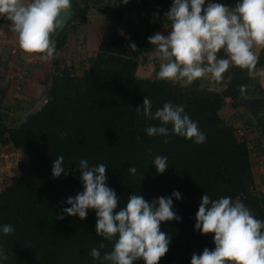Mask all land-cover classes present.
<instances>
[{
    "label": "trees",
    "instance_id": "1",
    "mask_svg": "<svg viewBox=\"0 0 264 264\" xmlns=\"http://www.w3.org/2000/svg\"><path fill=\"white\" fill-rule=\"evenodd\" d=\"M172 2L128 0L129 7L125 9L109 4L97 54L87 59L84 66L82 62L61 66L58 59H53L46 100L39 110L27 115L19 125L4 130L7 107H2L0 138L5 134L12 147L21 152V159L17 179L0 192V226L11 224L14 228L9 236L0 231V245L7 257L0 264H101L91 257V250L101 243L106 245L101 255L112 250L118 237L106 241L96 235L95 210H88L84 220L67 215L63 220L56 219L62 209L69 207L66 200L83 191L78 171L82 159L90 167L100 163L108 167L107 185L120 201L117 211L126 205L131 194H140L150 203L169 197L174 191L181 194V199H173V211L180 221L160 225V230L170 237V244L159 264H190L193 253L214 249L211 234L194 230L205 193L213 200L227 196L234 201L239 197L257 219L264 221V193L255 191L250 148L247 140L237 137V129L242 128H235L219 116L226 100L232 102L233 108H248L241 97H264L257 78H250L247 70L230 66L221 90L201 87V80L180 87L179 82L156 78L159 60L151 77L137 76L140 57L155 49L148 37L171 26L163 16ZM212 2L231 8L240 0ZM71 3L76 6L77 20L70 24L68 32L86 22L90 9L89 0ZM68 32L54 40L56 53L64 49ZM132 43L136 51L129 49ZM218 57L227 58L223 51ZM258 57L256 71L264 67V49H260ZM242 85H248L244 92ZM145 96L152 101L153 111L166 102L183 105L205 134V142L195 144L173 135L170 143H164L165 137H148L145 129L159 126V122L145 119L135 111ZM262 118L258 122L263 127ZM155 155L168 158L169 167L163 174H157L152 165ZM59 156L64 157L67 174L53 178L52 164ZM130 166L137 168L136 175L128 172Z\"/></svg>",
    "mask_w": 264,
    "mask_h": 264
},
{
    "label": "clouds",
    "instance_id": "2",
    "mask_svg": "<svg viewBox=\"0 0 264 264\" xmlns=\"http://www.w3.org/2000/svg\"><path fill=\"white\" fill-rule=\"evenodd\" d=\"M127 4L128 0H122ZM173 0L163 18L171 23L168 35L160 32L148 37L155 47L153 57L159 60L158 80L186 84L209 76L222 82L230 66L247 70L250 78L257 76L259 57L256 49H264V0H240L234 7L212 0ZM71 0H0V17L11 22L17 34L20 49L41 61L55 58L54 34L72 16ZM5 35L0 30V36ZM129 49L136 51L134 43ZM223 51L227 58H219ZM248 85L241 86L244 92ZM135 111L145 119L158 121L159 126L145 129L148 137L180 136L195 144L206 140L198 123L185 112L183 105L171 102L153 111L152 101L143 98L142 106ZM171 126V127H169ZM149 151H151L149 149ZM83 191L66 200V207L57 220L65 215L87 218L88 210L96 213V235L106 241L115 239L111 251L103 252L104 243L94 247L90 255L101 264H159L169 250L170 237L160 230L163 222L180 221L173 211V199H181L174 191L169 197H159L151 203L142 195L131 194L124 207L115 190L108 187L105 164L90 167L87 160L78 163ZM157 174L169 167L166 156L155 155L152 161ZM130 166L128 172L137 174ZM64 157H57L52 164V177L66 175ZM143 178V176H142ZM141 178V179H142ZM194 230L202 235L213 236V250L205 248L202 254H192L190 264H264V221L257 219L249 208L237 197L211 199L206 193L201 197L195 216ZM5 236L13 234L11 224L0 226ZM7 259L0 245V260Z\"/></svg>",
    "mask_w": 264,
    "mask_h": 264
},
{
    "label": "crops",
    "instance_id": "3",
    "mask_svg": "<svg viewBox=\"0 0 264 264\" xmlns=\"http://www.w3.org/2000/svg\"><path fill=\"white\" fill-rule=\"evenodd\" d=\"M76 1L78 2L79 0ZM108 2L110 6L112 5L120 9L129 7L128 3L124 4L122 0H108ZM89 6L90 9L86 14L85 23L73 27L68 32L70 24L74 19L77 20V18L71 16L53 36L55 40L62 32H68L64 49L58 51L54 58L60 61L61 66H69L71 63L78 65L79 62H82L81 65L84 66L87 59L96 55L100 48L108 19L106 16V8L95 6L93 0H89ZM0 30H3L5 33V35L0 36V114L3 111L2 107H7L5 112L7 115L4 117V130H7L8 128L19 125L25 120L27 115L39 110L45 103L46 87L53 71V59L45 62L37 57L25 54L19 47L17 34L11 29V22H8L4 17H0ZM168 30L170 28L161 29L159 32L168 35ZM255 51L258 55L260 49L257 48ZM153 52L140 57L137 69V76L139 78H146L152 75L154 66L158 61V59L153 57ZM225 73L222 82L218 83L212 80L215 83L213 87L218 90L224 88L228 80V76ZM257 73V82L264 89V67L257 69ZM200 80L201 87L207 84L204 78ZM182 82L185 85H190L186 84L183 80ZM18 87L21 89L19 92L16 91L19 89ZM248 108L244 106L233 108L232 102L226 100L224 107L219 111V116L235 128L238 127V124L243 125L244 127L239 126V128L246 130L247 133V128L253 129L252 123L255 122V117H264V110ZM250 109H253L256 115ZM253 137L254 134L251 135V138L248 137L250 139H247V143L252 144L251 140ZM0 140L12 146L5 134ZM249 143L248 146H250ZM255 167L253 168L252 166V172L255 184L257 185L260 179L264 178L263 160L259 162L260 168ZM255 170H258L257 172H260V174L255 173Z\"/></svg>",
    "mask_w": 264,
    "mask_h": 264
},
{
    "label": "rangeland",
    "instance_id": "4",
    "mask_svg": "<svg viewBox=\"0 0 264 264\" xmlns=\"http://www.w3.org/2000/svg\"><path fill=\"white\" fill-rule=\"evenodd\" d=\"M93 3L97 7L107 8V6H109L108 0H93ZM72 6H73L72 7V12H73L72 17H74V15H76V11H75L74 7H76V6L75 5H72ZM204 6L205 7L207 6V0H206V4ZM127 17L128 16H126V18ZM123 35L125 37L128 36L127 32H123ZM143 75H145V74H143ZM148 77H151V75ZM204 79H205L204 81L207 83L206 86L208 88L210 86L213 87V85L215 84L214 82H212L213 79L210 77V75L204 77ZM179 84H180V87L190 86V85H185L182 82V80L179 81ZM262 123L264 125V120ZM239 126L244 127L243 125L238 124V128H239ZM252 127H253L252 130L247 128V133H246V130L241 129L244 134L241 137L238 134L237 137L239 139L243 138V139L247 140L248 137L251 138V135L254 134V137L251 140L252 144L249 142L248 143L250 145L249 148H250V156H251L252 165H253V168H256L255 166L259 167L260 160H263V165H264V131H263L264 126L263 127H262V125L260 126V122H258V118L255 117V122L252 123ZM20 159H21V152L19 150H15L12 146L4 143L3 140H0V192L3 191L4 189H6L8 186H10L17 179L18 174H19L18 173V164H19ZM257 171L258 170H255V173L260 174V172H257ZM263 174H264V172H263ZM263 177H264V175H263ZM255 191H256V193H260V194L264 193L263 192L264 191V178L260 179L258 184L255 186Z\"/></svg>",
    "mask_w": 264,
    "mask_h": 264
},
{
    "label": "water",
    "instance_id": "5",
    "mask_svg": "<svg viewBox=\"0 0 264 264\" xmlns=\"http://www.w3.org/2000/svg\"><path fill=\"white\" fill-rule=\"evenodd\" d=\"M242 101L250 108L256 110H264V97L262 98H247L241 97Z\"/></svg>",
    "mask_w": 264,
    "mask_h": 264
},
{
    "label": "built area",
    "instance_id": "6",
    "mask_svg": "<svg viewBox=\"0 0 264 264\" xmlns=\"http://www.w3.org/2000/svg\"><path fill=\"white\" fill-rule=\"evenodd\" d=\"M243 130V129H242ZM241 129H237V135L239 134V136H243V131ZM240 139H243V138H240Z\"/></svg>",
    "mask_w": 264,
    "mask_h": 264
}]
</instances>
